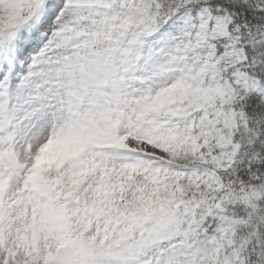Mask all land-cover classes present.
<instances>
[{
  "label": "snow or ice",
  "instance_id": "1",
  "mask_svg": "<svg viewBox=\"0 0 264 264\" xmlns=\"http://www.w3.org/2000/svg\"><path fill=\"white\" fill-rule=\"evenodd\" d=\"M0 264H264V0H0Z\"/></svg>",
  "mask_w": 264,
  "mask_h": 264
}]
</instances>
